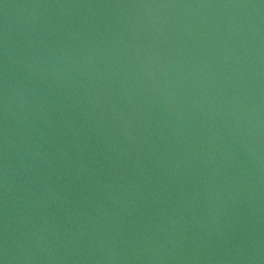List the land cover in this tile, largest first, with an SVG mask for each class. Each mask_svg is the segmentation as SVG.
<instances>
[{
    "label": "water",
    "instance_id": "water-1",
    "mask_svg": "<svg viewBox=\"0 0 264 264\" xmlns=\"http://www.w3.org/2000/svg\"><path fill=\"white\" fill-rule=\"evenodd\" d=\"M0 264H264V0H0Z\"/></svg>",
    "mask_w": 264,
    "mask_h": 264
}]
</instances>
